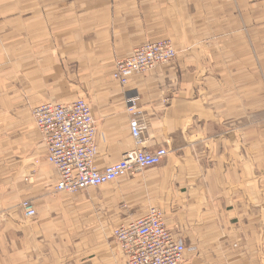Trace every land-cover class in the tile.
<instances>
[{"label": "crops", "instance_id": "crops-1", "mask_svg": "<svg viewBox=\"0 0 264 264\" xmlns=\"http://www.w3.org/2000/svg\"><path fill=\"white\" fill-rule=\"evenodd\" d=\"M161 39L174 61L113 79L118 59ZM77 98L100 169L137 147L129 98L141 146L167 155L57 192L32 110ZM151 207L184 240V264H264V0H0V264H125L113 229Z\"/></svg>", "mask_w": 264, "mask_h": 264}, {"label": "built area", "instance_id": "built-area-1", "mask_svg": "<svg viewBox=\"0 0 264 264\" xmlns=\"http://www.w3.org/2000/svg\"><path fill=\"white\" fill-rule=\"evenodd\" d=\"M177 56V48L170 39L146 42L136 47L130 56L116 61L112 77L126 86L132 75L170 63ZM127 111L132 115L130 131L137 147L125 152L119 161L100 169L96 165V119L85 98L68 103H41L32 110L46 145L47 160L57 173V192L76 194L134 176L162 162L168 153L165 148L149 151L141 146L147 123L135 98L128 99ZM20 206L27 217L36 216L30 199L22 201ZM113 237L125 256V264H184L188 248L167 226L163 212L157 207L115 227Z\"/></svg>", "mask_w": 264, "mask_h": 264}]
</instances>
